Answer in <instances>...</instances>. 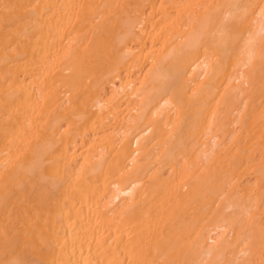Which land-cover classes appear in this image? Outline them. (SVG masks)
Masks as SVG:
<instances>
[{"label": "bare ground", "instance_id": "6f19581e", "mask_svg": "<svg viewBox=\"0 0 264 264\" xmlns=\"http://www.w3.org/2000/svg\"><path fill=\"white\" fill-rule=\"evenodd\" d=\"M0 264H264V0H0Z\"/></svg>", "mask_w": 264, "mask_h": 264}]
</instances>
